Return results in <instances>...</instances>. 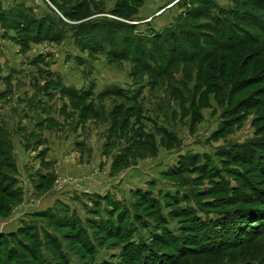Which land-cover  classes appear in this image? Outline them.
Here are the masks:
<instances>
[{"label":"rangeland","instance_id":"obj_1","mask_svg":"<svg viewBox=\"0 0 264 264\" xmlns=\"http://www.w3.org/2000/svg\"><path fill=\"white\" fill-rule=\"evenodd\" d=\"M201 1L0 0V129L19 168L17 185L22 181L32 190L29 176L37 180L40 172L50 171L40 163L47 156L51 176L55 175L51 185L58 188L44 194L45 204H38L39 197L30 194L20 208L15 203L9 213L0 211L2 219L26 211L11 231L17 236L0 241V260H5L6 251L13 246L21 254L20 264L31 261V253L20 246L23 243L30 249L39 246V253L49 255V264H128L123 259V241H111L102 229L89 223L113 220L123 230H132V237L138 233L149 243L150 232L160 234L162 229L154 228L157 214L142 202L144 193L145 199L161 204L173 234L179 226L190 229L192 223L180 214L175 219L169 216L177 207L176 200L168 201L169 195L179 196L181 201L191 199L198 218L205 222L222 217L218 212L225 208L263 217L249 222L239 237L242 242L217 253L201 251L198 243L182 256L177 250L160 247L165 257L158 255L159 264H241L248 259L264 264V150L250 148L251 154L246 148L264 135V106H245L251 98L264 99V73L252 70L251 65L235 73L227 69L226 76L220 73L219 84L225 79L261 78L231 95L226 89L215 94L205 81L207 73L213 74L207 67L213 59L231 57L244 68L250 54L249 46L218 51L212 28L236 22L241 30H258L234 18L240 10L233 0H209V15L188 17L187 12L198 14V8L206 6ZM117 7L130 18L118 17ZM236 9L239 11L233 13ZM254 11L264 19V10ZM64 12L72 15L64 16ZM178 15L189 31L177 33V59L171 65L151 72L129 57L110 52L117 46L120 32L126 31L121 23H138V30L146 32L149 22L160 31ZM213 16L219 19L216 24ZM45 18L48 22L39 26ZM103 19L117 27L110 35L96 26L85 28ZM200 34L203 37L198 38ZM170 42L168 54L174 44ZM202 46L213 50L214 57L203 55ZM190 50L196 56L188 59ZM201 166L205 168L200 170ZM2 171L13 175L9 168ZM222 182L229 188L239 185L243 199L232 205L218 204L224 196L219 187ZM55 198L68 205H55ZM52 203L47 218L28 213ZM72 219L84 230L81 238L86 236L96 247L94 260L86 248L79 247L76 230L60 226ZM4 223L0 221V233H7ZM19 227L25 228L21 234Z\"/></svg>","mask_w":264,"mask_h":264},{"label":"trees","instance_id":"obj_2","mask_svg":"<svg viewBox=\"0 0 264 264\" xmlns=\"http://www.w3.org/2000/svg\"><path fill=\"white\" fill-rule=\"evenodd\" d=\"M137 1V0H136ZM139 1V0H138ZM202 4H205L206 6H203L202 8H198V14L187 12L186 15L188 17L194 16V17H205L209 15L208 5L209 0H202ZM235 3L237 9L234 10L233 13H236V11H239V13L233 14L234 18L237 19L242 23L254 25L256 26L257 32H251L248 30H241L239 28V24L236 22H232L229 25V22L227 24H221V26L218 23V28H214V30L211 29V31L214 32V44H217V50L218 51H230L233 52L236 49H240L245 46H249L248 50L250 54L246 55L248 60H245L244 62V68L240 65L234 64V60L231 57L224 56L220 57V60L215 58L213 59L211 63L207 65L209 68V71L213 74L207 73L206 74V87L208 89H214L215 94H219L220 92H223V89L229 90L228 92L231 94L235 92L241 91L242 87L250 86L253 83H255V79H261V78H244V79H225V81L222 84H219L218 77H220V73H222L224 76L227 75L226 71L227 69H231L232 72L235 73L237 70H243L249 65H251V69H258L257 71L259 73H264V19L261 17H258L254 11V9H262L264 10V0H233ZM114 12L118 13V17L121 18H130L129 13H125L124 11H121L120 7H117L114 9ZM71 13V14H70ZM72 12H64V16H71ZM184 15V14H183ZM181 15L177 16L174 23H169L165 27H163L160 31H156L153 29L149 22H146L147 31L143 32L141 30H138V23L133 24H123L121 23L122 28L126 29L125 32H120L121 36L119 37V41L117 42V46L114 49H111L110 52L112 55L119 57V58H130L131 61L135 63L143 64L145 68H147L151 72H156L158 70H161L168 64L171 65L174 63L177 59V55H175L176 51L178 50L175 45V40L177 38V33L183 34L188 33L185 28V23L181 22ZM185 17V16H184ZM185 19V18H184ZM183 19V20H184ZM57 24L61 23L60 20ZM111 20H102V22H99V24L94 23L95 25L86 26L85 28L91 29L98 27L101 32H104L105 34H111L112 29H117V27L112 26L113 24L110 22ZM177 21H179L181 24H178ZM212 21L219 22L218 18H215V16L212 17ZM48 18L42 19L39 21V26L43 23H47ZM214 22V23H215ZM215 23V24H216ZM97 24V25H96ZM199 25L198 24V28ZM230 27L234 30H229ZM97 28V29H98ZM173 28V30L171 29ZM192 35V34H191ZM212 35V36H213ZM216 35V36H215ZM211 36V37H212ZM199 37H203L202 34L198 35ZM208 37L209 39L211 38ZM172 40L170 44L172 46L171 50H168L167 43L168 40ZM174 41V42H173ZM187 42V40H185ZM182 45V43H181ZM192 49H195V41L191 42ZM165 46V47H164ZM167 46V47H166ZM148 47L150 48L148 49ZM201 53L203 55H210L213 56V50H206L207 48L205 46H202ZM183 47H180V50H182ZM167 50V51H166ZM194 50H190V54L188 59L193 58L196 56V54H193ZM173 54V55H172ZM214 57V56H213ZM252 61V62H251ZM229 68H226L228 67ZM256 80V81H259ZM222 91H220L221 89ZM69 95H74V91H68ZM263 93V92H262ZM225 94V93H224ZM243 103V102H242ZM245 103V102H244ZM243 103V104H244ZM249 103V104H248ZM250 108H258L264 106V99L261 98H251L247 101V104L245 105ZM249 150L247 152L253 153L251 151L252 148L254 149H261L264 150V135L261 138H258L257 140H254L251 143H247ZM242 147V146H241ZM245 148V147H244ZM241 148V151H244ZM251 148V149H250ZM255 154V152H254ZM0 211L4 213H9L10 207L18 203L21 200L22 197V189L20 186L17 185V179H16V173L17 168L16 164L13 161V151L10 148H8V141L6 140V137L3 135V131L0 129ZM234 157V156H233ZM239 157V156H238ZM240 160L244 161V159ZM7 163V164H6ZM2 168H9L13 170V175L9 176V174L2 171ZM205 166H201L200 170H203ZM240 176V175H239ZM241 177V176H240ZM242 178V177H241ZM243 179V178H242ZM40 182L36 183L38 189H47L53 182L54 176L46 175L40 177ZM43 181H46L47 183H43ZM219 184V183H218ZM220 185V184H219ZM48 186V187H47ZM224 196H222V200L219 201L218 204L222 205H232L236 201H240V199H243V196L241 192H238L240 189V186L237 185L236 187H230L228 184L223 183L219 186ZM254 193H258L257 190L252 189L251 190ZM144 200V204L157 214L158 223L154 226V228H161L162 232L160 234L151 231L150 237L151 241L147 243L144 236H139L137 233L136 236L132 237L131 232L132 230L129 229V231H125L121 228V224L113 220H103V223H97L95 221H90L89 224H91L95 229L103 230L107 237L109 239H112L111 241H123V259L126 258L129 262L128 264H154V260L157 261L158 255L161 257L163 256L164 252H160L159 248H169L173 250H177L179 253V256H182L184 254L183 252L192 251L193 246L198 243L201 251H213V253L220 252L223 249H227L230 247H233L243 240L239 239L241 234H244L246 232L247 227L249 226V222L259 221L263 217L261 215H257L253 212L242 211L241 214H239L238 211L225 208V210L218 212L219 215H222V217L219 216L218 219L213 220L210 219L207 222L204 219L198 218V212L193 207V204H191V199H185L183 201L178 200L180 197L178 196H171L167 197L170 201V198H173L174 205H177L176 208L171 210V213L168 212L169 216L171 218L177 217L178 214L182 215L183 217H187L189 221H191L192 226L190 229H185L181 226L178 227L175 234L172 233V231L169 229L167 223L168 221L164 217V213L162 212L163 207L161 204L154 200V199H145L144 193H141L140 195ZM241 196V197H239ZM245 197V196H244ZM246 198V197H245ZM9 200V202L7 201ZM11 201V202H10ZM63 204V203H59ZM165 204L168 206L169 204L165 202ZM171 204V203H170ZM63 206H67L66 204H63ZM146 207V208H147ZM51 207L39 211L34 212L31 215H35L37 217H45L47 218V213L51 211ZM122 216V215H121ZM139 212H136L134 217L135 219H138ZM239 216V220H236L235 218ZM119 214H118V221H119ZM175 219V218H174ZM184 219V218H183ZM186 219V220H187ZM235 219L233 222L232 220ZM60 222V220H59ZM58 222V224H59ZM114 224L112 225V223ZM78 221L76 219H72V221L69 224H62L60 223V226L67 225V228H74L76 230V236L79 239V247L81 246L83 248H86V252H89V256L91 258H96V247H94L91 243V241L85 236L84 238H81V234L83 233L82 227H79ZM78 226V227H77ZM144 226L147 227V224L144 223ZM211 226L215 227L212 228ZM131 228V227H130ZM24 227L18 228V233L21 234L24 232ZM191 231L192 234H189L186 232ZM29 232V230H25ZM82 231V232H81ZM261 233H264L261 232ZM259 233V234H261ZM8 235V236H7ZM10 237L15 238L17 236V233L14 234V232H8V233H0V241L3 240L4 237ZM75 236V235H74ZM75 236V237H76ZM231 237L232 239L228 238ZM54 238V236H53ZM96 241V239L94 240ZM97 242V241H96ZM95 242V243H96ZM97 242L96 244H98ZM35 245V244H34ZM20 246L24 248L26 251H29L30 257L32 258L31 261H21L22 264H49V255L47 253H39V246H33L31 249L29 245L21 243ZM86 246V247H85ZM155 251L157 253H155ZM1 252V250H0ZM61 255L59 256L64 259V253L63 251H60ZM187 255V254H185ZM178 256V257H179ZM264 256V255H262ZM64 257V258H63ZM21 254H18V252L14 249L13 246H9L8 250L5 253V260L2 264H20L21 260ZM248 259V258H247ZM67 260V259H66ZM250 260V261H249ZM16 261L15 263H13ZM252 261V262H251ZM69 262V260H67ZM172 262V261H171ZM156 263H160L157 261ZM1 264V263H0ZM70 264V263H69ZM98 264H107L106 261H100ZM241 264H259L257 261H253L251 259L243 261Z\"/></svg>","mask_w":264,"mask_h":264},{"label":"crops","instance_id":"obj_3","mask_svg":"<svg viewBox=\"0 0 264 264\" xmlns=\"http://www.w3.org/2000/svg\"><path fill=\"white\" fill-rule=\"evenodd\" d=\"M41 145V144H40ZM43 145V144H42ZM33 151L35 150V149H32ZM13 151V150H12ZM62 157V155H60V158ZM43 163V164H45V165H48V169H50V171H47V172H38L39 174H38V178H37V180L38 179H40V177L41 176H46V175H52L51 174V165L50 164H52L51 163V159L49 158V157H47L46 156V158H44V160L43 161H41L40 160V163ZM33 163V162H32ZM32 163H30L31 165H33ZM41 163V164H42ZM16 165H17V163H16ZM36 165V164H35ZM38 165V164H37ZM37 165H36V168H37ZM17 171H18V173H19V168H18V166H17ZM36 172V171H35ZM17 173V174H18ZM35 175H36V173H35ZM34 175V176H35ZM19 176V175H18ZM53 176H54V179H55V175L53 174ZM29 180H30V188L32 189V190H30L29 189V187H27L26 188V186L23 184V182L22 181H20L21 183H22V185L20 184V185H18V186H20V188L22 189V198H21V200L17 203V205H16V207H21L22 205L21 204H23L25 201H27V199H28V197L30 196V194H33V195H36V196H38L39 198H37V200H38V204H45L46 203V198H44L43 196H44V194H47L49 191H56V190H58V188L56 189H53V186L51 185L49 188H47V189H38L37 188V186L35 185V182L37 181L36 180V178L35 177H33L32 175L31 176H29ZM53 184V183H52ZM28 186H29V184H28ZM51 189H53V190H51ZM31 191H33V192H31ZM76 196H78V195H76ZM72 197V196H71ZM56 199V198H55ZM54 199V200H55ZM59 203H63V204H66V205H68L67 204V202H65V201H63V200H58V199H56L55 201H54V204L56 205V204H59ZM54 204L52 203V204H47V205H44V207H40V208H36L34 211H31V212H28V213H30V214H32V213H34V212H39V211H43V210H46V209H48V208H50V207H52V206H54ZM38 206V205H37ZM36 206V207H37ZM24 212H26V211H24ZM23 212V213H24ZM23 213L21 214V212H20V214H19V212H17V214L16 213H14V214H12V215H10V216H7V218H5V219H2V218H0V221H5L6 223H4V227H5V225H6V229L7 230H4L5 232H11V231H13V230H15L16 229V227L18 226V224H19V218H20V215H23ZM19 219V220H18Z\"/></svg>","mask_w":264,"mask_h":264}]
</instances>
